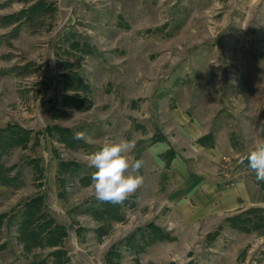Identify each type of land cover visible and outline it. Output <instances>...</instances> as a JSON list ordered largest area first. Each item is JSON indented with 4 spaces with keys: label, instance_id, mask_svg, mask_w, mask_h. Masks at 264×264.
<instances>
[{
    "label": "rangeland",
    "instance_id": "374dc122",
    "mask_svg": "<svg viewBox=\"0 0 264 264\" xmlns=\"http://www.w3.org/2000/svg\"><path fill=\"white\" fill-rule=\"evenodd\" d=\"M121 139L144 181L101 202ZM258 140L264 0H0V264H264Z\"/></svg>",
    "mask_w": 264,
    "mask_h": 264
},
{
    "label": "clouds",
    "instance_id": "9594fccd",
    "mask_svg": "<svg viewBox=\"0 0 264 264\" xmlns=\"http://www.w3.org/2000/svg\"><path fill=\"white\" fill-rule=\"evenodd\" d=\"M134 148L135 143L125 139L105 142L100 150L87 157L89 167L95 169L91 176L94 194L101 202L120 204L142 186L143 176L132 174L138 173L143 165L142 160L129 155ZM247 160L256 179L264 181V140L255 143Z\"/></svg>",
    "mask_w": 264,
    "mask_h": 264
},
{
    "label": "crops",
    "instance_id": "0c3cea01",
    "mask_svg": "<svg viewBox=\"0 0 264 264\" xmlns=\"http://www.w3.org/2000/svg\"><path fill=\"white\" fill-rule=\"evenodd\" d=\"M181 178V177H180ZM182 179L184 180V176H182ZM182 180H180V182H181ZM185 181V180H184ZM184 181H182V184H184ZM181 186V188H182V185H180ZM209 186H212L211 188L213 189V187H214V184H210ZM184 189L185 190H183V191H186V190H189V191H195L196 189H194L192 186H190V187H188V188H185L184 187ZM203 189H206V190H211V189H208V185H205V187H203ZM182 191V192H183ZM194 194H192V193H188L187 195H186V197H187V199L188 200H190L191 201V197L193 196ZM203 197H206V195H204Z\"/></svg>",
    "mask_w": 264,
    "mask_h": 264
}]
</instances>
